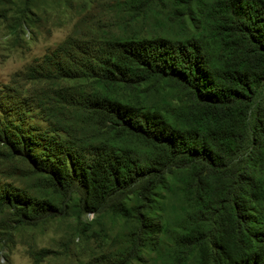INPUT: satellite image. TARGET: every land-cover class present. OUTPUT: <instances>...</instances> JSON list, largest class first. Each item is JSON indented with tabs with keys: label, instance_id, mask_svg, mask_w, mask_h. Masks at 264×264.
Instances as JSON below:
<instances>
[{
	"label": "trees",
	"instance_id": "obj_1",
	"mask_svg": "<svg viewBox=\"0 0 264 264\" xmlns=\"http://www.w3.org/2000/svg\"><path fill=\"white\" fill-rule=\"evenodd\" d=\"M120 2L163 31L70 38L30 69L57 83L39 99L57 135L41 154L0 136L52 197L6 191L0 207L22 224L120 217L126 244L88 264L144 260L164 238L171 264H264V0Z\"/></svg>",
	"mask_w": 264,
	"mask_h": 264
},
{
	"label": "rangeland",
	"instance_id": "obj_2",
	"mask_svg": "<svg viewBox=\"0 0 264 264\" xmlns=\"http://www.w3.org/2000/svg\"><path fill=\"white\" fill-rule=\"evenodd\" d=\"M120 1L0 0V129L32 136L33 151L44 153L49 149L48 137L57 134L39 107V99L48 86L57 83L31 78L30 69L44 65L45 55L53 54L70 38L163 31L153 19L128 20ZM171 31L168 27L167 33L173 34ZM1 137L0 194L52 197L43 178L32 173L25 159L9 156ZM16 213L11 206L0 207V264H36L41 249L51 252L39 264H88L126 244L128 226L111 214L57 216L38 224H22ZM167 247L164 238L160 251L145 250V259L131 264H171Z\"/></svg>",
	"mask_w": 264,
	"mask_h": 264
}]
</instances>
